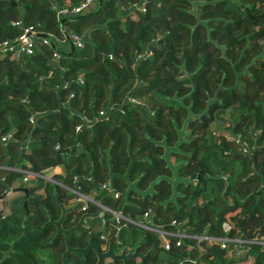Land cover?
Listing matches in <instances>:
<instances>
[{
	"label": "trees",
	"instance_id": "trees-1",
	"mask_svg": "<svg viewBox=\"0 0 264 264\" xmlns=\"http://www.w3.org/2000/svg\"><path fill=\"white\" fill-rule=\"evenodd\" d=\"M85 1L0 0V198L13 194L0 211V262L8 252L3 264H38L53 232L44 224L60 213L56 198L72 208L68 219L82 211L74 190L136 220L151 211L154 225L190 236L180 246L171 237L165 250L153 231H118L111 213L105 225L90 218L100 236L139 240L151 250L150 264H264V245L222 248L193 238L227 236V223L229 237L264 239V0H191L207 2L197 14L208 26L198 24L189 0H98L84 15L60 14ZM29 27L37 32L35 50L20 56L11 47ZM71 35L85 39L82 48ZM6 42L11 47L2 49ZM183 98L197 116L209 105L188 122L182 153L171 154L190 183L178 185L177 204H164L173 195L166 180L154 194L131 192L126 204L127 183L116 177L110 184V165L124 175L136 154L130 180L142 191L172 178L165 148L151 139L177 143L176 126L189 116ZM216 123L225 128L214 131ZM56 167L64 174L55 182H23L21 170L43 175ZM20 188L31 189L29 213ZM98 211L89 203L88 213Z\"/></svg>",
	"mask_w": 264,
	"mask_h": 264
},
{
	"label": "flooded vegetation",
	"instance_id": "flooded-vegetation-1",
	"mask_svg": "<svg viewBox=\"0 0 264 264\" xmlns=\"http://www.w3.org/2000/svg\"><path fill=\"white\" fill-rule=\"evenodd\" d=\"M58 205L60 213L52 217L54 222L50 223L49 218L44 224L51 226L53 232L49 249L37 253L38 264H150L151 250L142 247L139 240L123 236L121 232L115 239H102V228L96 229L95 219L93 223L91 217L82 220L84 215H92L87 210L70 220L68 215L72 208L62 203L68 211L61 220L63 210ZM7 257L8 252H5L2 260Z\"/></svg>",
	"mask_w": 264,
	"mask_h": 264
},
{
	"label": "built area",
	"instance_id": "built-area-1",
	"mask_svg": "<svg viewBox=\"0 0 264 264\" xmlns=\"http://www.w3.org/2000/svg\"><path fill=\"white\" fill-rule=\"evenodd\" d=\"M97 1L98 0H86L80 6L76 8H73L71 10H68V9L62 10L60 14L65 15V16L84 15L87 12H90L94 8ZM36 34L37 32L34 31L33 27L26 28L17 46L11 47V45L8 42H6L3 44L2 49H7L9 47L14 48L17 51V54L20 56L23 54H32L36 46L35 40H34ZM71 39L73 42V46L76 48H82L85 43V39L77 35H71ZM44 44L51 45V42L49 39H46L44 41ZM131 101L135 102V100H131ZM101 115H104V113H101ZM11 138L12 136L8 135L2 138V141L5 143ZM242 151L246 152L247 150L242 149ZM21 172L24 173V178H23L24 183H29L34 178H41L47 182H55L54 178H50L49 176L46 175V172L43 175L33 174L29 170H21ZM101 187L102 189L106 190L111 197H114L115 199H119L121 197V194L117 192L116 190H114L110 184H103L101 185ZM73 193L76 195V198L74 199V203L81 204L83 211L88 210L89 203H92V204L97 205L99 207V210H101V214L99 215V217L103 218L106 212L111 213L113 215V221L116 222L118 226V231H121L122 229L126 227H137L144 231H153L158 235L160 242H161V246L165 250H170L171 248V237L178 238L176 242L177 246H180L182 244V239L190 237L184 231H181V230L172 231L169 228H166L165 226L154 225L152 222L153 215L151 211H148L147 213H145V215L140 220H136L132 217H126L121 212L114 211L108 208L107 206H105L104 204H101L100 202H96L94 198L90 195L86 196L74 190H73ZM8 194H10V191H8ZM5 202H6L5 199L1 197L0 198V211H6L7 208L5 206ZM102 223L103 225H105L107 223V220L103 218ZM170 227H181V225L174 222ZM223 230L227 234V236L215 237V236L204 235L201 237H193V238L198 239L200 242L205 241L209 244H220L222 248H227L229 244L242 245L244 243H256V244L264 245L263 238L262 239L257 238L254 241L249 242L239 237H229L228 234L231 232L232 227L227 223L223 224ZM107 234H103L101 238L102 239L109 238V235Z\"/></svg>",
	"mask_w": 264,
	"mask_h": 264
},
{
	"label": "water",
	"instance_id": "water-1",
	"mask_svg": "<svg viewBox=\"0 0 264 264\" xmlns=\"http://www.w3.org/2000/svg\"><path fill=\"white\" fill-rule=\"evenodd\" d=\"M191 1V0H189ZM192 5H193V9L191 11V13L193 15H195L198 19V24H203L205 26H208V21H202L199 17V15L197 14V8L199 6H203V5H206L207 2H194V1H191ZM213 4L216 3V2H212ZM209 29V28H208ZM209 40L214 42L219 48L222 49V51L224 52L225 51V48L224 47H220L217 42H215L212 37H211V33H210V30H209ZM264 54V52L262 53V55ZM239 76L240 74H238L237 76V80L239 82ZM192 78V77H191ZM223 86L221 85L220 86V89L222 88ZM217 100V95H216V99L215 100H212L209 102V105L214 103L215 101ZM179 101L182 103V105L188 110L189 112V116L188 118L186 119L185 123H184V126L180 129L178 126H176V130H177V134H178V141L177 143L173 146V147H169L166 143V140L164 139L162 142H158V141H155L153 139H151L154 143H156L157 145L159 146H163L165 148V152H164V155H163V158L165 159L166 163H167V167L169 169H171V171L173 172V177H167V176H161L159 177L157 180H155L151 185L150 187L145 190V191H142L138 188V181L136 182H132L130 180V171L132 169V167L134 166V164L139 161L140 159L136 156V154H132L131 153V163H130V166L126 172V174L124 175H119V174H116L112 168V166L110 165V171H109V175H110V184L112 182V180L116 177H119V178H122L125 180V182L127 183V190L124 194V198H125V201H126V204H129V195L131 192H137L143 196H147V195H150V194H154L155 191H154V187L157 183H159L161 180H166L168 181L171 185H172V190H173V195L171 197V199H169L168 201H166L164 204L167 205L168 203L170 202H174L175 204H177V200L176 198L178 196H180V193L178 192V185L180 183H184V184H189L190 183V179H184L182 177H180L179 173H178V169L181 165H183V163H179V164H174L172 162V157H171V154L172 153H182L180 147L181 145L186 142V136L188 135V132H187V125H188V122L191 120V118L194 116L195 118H201V116H203L204 114H206L208 112V109H209V105L206 109V111L204 112L203 115L201 116H197L195 115L193 112H192V109L191 107H187L184 103L185 101V98L183 99H179ZM67 150H64L63 152H66ZM30 188H20V189H15V191H22L25 196H26V200L24 202V208L27 210V213H29V209H28V200L30 198ZM9 191V190H8ZM8 192H6L2 198H5L7 196ZM57 201L58 203L60 204L62 210H63V214H62V217H61V220L62 218L64 217V214L68 211L67 209H65L62 205V203H60L59 201V198L57 197ZM101 204H104V199L100 202ZM101 214V210H99L96 214L94 215H84L82 217V220H85L86 218L88 217H97ZM49 218H50V223L54 222L52 216L49 215ZM60 220V221H61ZM139 251V248L137 249V252ZM4 260H2L3 262ZM1 262V264H2Z\"/></svg>",
	"mask_w": 264,
	"mask_h": 264
},
{
	"label": "crops",
	"instance_id": "crops-1",
	"mask_svg": "<svg viewBox=\"0 0 264 264\" xmlns=\"http://www.w3.org/2000/svg\"><path fill=\"white\" fill-rule=\"evenodd\" d=\"M61 48H63L64 50H70L69 46L65 43L61 45ZM62 174H64L62 167H56L46 171V175L49 176L50 178H53L55 175H62ZM10 195L11 196L13 195L11 190H10ZM5 206L7 208L6 210L8 211L7 202H5Z\"/></svg>",
	"mask_w": 264,
	"mask_h": 264
},
{
	"label": "rangeland",
	"instance_id": "rangeland-1",
	"mask_svg": "<svg viewBox=\"0 0 264 264\" xmlns=\"http://www.w3.org/2000/svg\"><path fill=\"white\" fill-rule=\"evenodd\" d=\"M226 117H228V118H230V116L227 114L226 115ZM214 127H213V130L214 131H222V129H224L225 128V125L224 124H222V123H216V124H214L213 125ZM7 206H8V208H9V206H10V199L7 201Z\"/></svg>",
	"mask_w": 264,
	"mask_h": 264
}]
</instances>
